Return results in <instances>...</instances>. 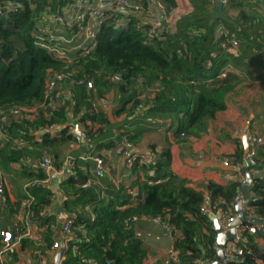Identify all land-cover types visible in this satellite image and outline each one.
Instances as JSON below:
<instances>
[{
  "label": "trees",
  "instance_id": "trees-1",
  "mask_svg": "<svg viewBox=\"0 0 264 264\" xmlns=\"http://www.w3.org/2000/svg\"><path fill=\"white\" fill-rule=\"evenodd\" d=\"M160 1L166 16L176 8V0ZM188 1L191 10L153 36L145 26L136 28L133 19L118 33L113 24L104 23L97 34V47L88 57L62 61L35 45L46 0H0V6L16 7L15 11H0V120L11 133L28 140L27 145L18 146L7 139L0 145V162L22 164L49 155L57 169L64 166L67 156L75 158L76 164L59 188L44 184L30 188L29 208L43 228L42 241L35 244L23 237L22 248L40 256L49 250L55 242V222L46 209L54 196L64 195L63 210L72 214L73 223L62 264H142L145 250L133 228V221L141 218L158 219L173 227L171 244L179 262L171 264L215 260L212 214H232L240 182L216 186L206 196L186 177L172 172L168 149L158 151L153 146L148 153L135 150L153 163L138 158L131 166L135 178L119 187L107 183L106 192L96 184L81 187L93 170L91 160L77 166L78 155L85 150L107 164L123 136L135 144L140 133L130 123L114 126L110 121L114 114H124L127 120L137 116L138 122L170 116L179 122L175 139L187 141L207 133L210 120L225 109L226 95L239 83L252 79L264 85V0H226L223 12L229 21H213L218 0ZM58 3L63 0H53L51 6ZM140 3L141 11L147 12V1ZM113 76L119 81L111 82ZM90 82L91 88L87 86ZM10 108L20 111L15 116L8 113ZM72 119L85 133L87 146L75 140ZM50 125L58 126L52 137L46 134ZM29 133L43 135L32 141ZM242 155L239 147L228 157L240 162ZM256 166L264 168V152ZM23 173L28 180L44 179L42 173ZM250 190L256 197L250 203L252 213L264 219V178L256 180ZM206 202L211 214L200 211ZM261 228L258 235L264 240V225ZM252 244L251 239L248 245L253 256L246 254L242 261L226 264H258V260L264 264V248L256 255ZM17 260L13 250L9 264Z\"/></svg>",
  "mask_w": 264,
  "mask_h": 264
},
{
  "label": "crops",
  "instance_id": "crops-1",
  "mask_svg": "<svg viewBox=\"0 0 264 264\" xmlns=\"http://www.w3.org/2000/svg\"><path fill=\"white\" fill-rule=\"evenodd\" d=\"M183 1L184 0H176V6L180 5L179 2L182 4ZM185 1L188 3V7H190L189 1ZM103 105L104 104H102V106ZM225 105V109L217 113L215 117L210 120L207 133L199 138H191L187 141L175 139L179 122L170 116L164 118H147L144 121L141 120L138 122L140 118H137V116L127 120L124 114L119 116L114 114L110 117V121L114 126H121V124L122 126H129L130 123L131 126L129 127H133L132 129H136L137 132L140 133L139 138L135 139V144H133L134 149L139 152L148 153L152 146L158 151L165 148L168 149L170 153V169L172 172L179 176L186 177L192 187L203 192V194L207 196L216 186L227 185L234 182L243 184V168L238 170L231 167H224L220 163V159L224 156L234 155L239 147H242L244 152L245 145H247V147L250 146L248 141L249 135L254 134L262 138V143L256 145V148L258 154L264 152V85L258 80L245 79L239 83L233 91L226 95ZM102 109H106V106H103ZM137 122L138 125L133 124ZM71 123L73 132L75 126H77L78 131L80 130L76 121L72 119ZM115 132H117V130ZM74 151H76V149H74ZM68 158L69 156H67L66 159ZM86 162L87 161H79L77 166L80 165V163L84 164ZM68 167L69 165L67 162L64 163L63 172H61L60 175L53 174L44 185L49 187L53 186L55 187L54 189L59 188L60 182L73 173ZM10 168L15 171V173H13L14 177H10L11 181H16V185L18 186L16 192L13 194L15 198H11L10 194L7 192L8 206L5 210L0 209L2 213L7 211L11 212V208L14 209L15 204L25 198V193L27 192L25 184L28 179L25 177L23 171L16 169L12 165H10ZM105 168V176L103 175L98 182L90 184H96L100 187L102 192H106L108 188L107 183L119 187V184H127L136 176L135 170H132L131 166L126 165L123 159L118 158L115 153L111 156L110 162L107 164L105 163ZM93 170L91 168L88 177L93 174ZM262 170H264V168L261 170H258V168L253 170L248 169V171L252 173ZM21 175L23 177H21ZM255 181L252 182L251 186ZM6 189L8 191L7 185ZM28 191L30 192V189H28ZM239 195L241 198V192ZM250 196L254 197V200H250L249 203L244 204L242 210L254 216L250 203L254 202L256 197L252 195L251 190ZM236 201L232 207V215H236ZM63 203L64 195L62 197L58 196L57 199L54 196L53 203L46 209L48 215L54 218L55 224L53 225V230L57 224L59 215L66 214V216H72V214L63 210ZM18 209L19 208H15L16 212ZM16 212L9 213L12 217L10 216L9 222L6 225L3 224L5 227L0 228V230L9 229L14 231V214ZM3 215L0 214V216ZM213 220L217 219L213 217ZM229 224L230 223H219L223 233L226 234V232H228ZM133 228L135 229L136 236L142 241L145 250V257L142 264H162L164 260L168 258L169 252L172 250V244L169 238L163 236L161 223L155 219L141 218L133 221ZM42 231L43 228H39L38 226L34 228L33 234L26 238H29L30 241H33L35 244H40L42 241L40 240ZM53 239L55 240L54 236ZM55 242L57 241L55 240ZM252 242L253 249L257 255L264 248V240L257 236L252 237ZM230 243L231 242L227 244V247L231 245ZM249 247L250 245H248V248ZM15 252L18 258L15 264H51L55 253L51 255L50 251L47 250L45 254L40 256L38 253L32 252L29 248H22L20 242L16 245ZM73 252H75V248ZM258 264H261V261L258 260Z\"/></svg>",
  "mask_w": 264,
  "mask_h": 264
},
{
  "label": "built area",
  "instance_id": "built-area-1",
  "mask_svg": "<svg viewBox=\"0 0 264 264\" xmlns=\"http://www.w3.org/2000/svg\"><path fill=\"white\" fill-rule=\"evenodd\" d=\"M46 1L47 5L44 8L46 11L43 19L44 23L40 24V31L35 34V37L37 38V40H35V45L46 51V53L53 59L62 61H78L88 57L97 47V34L104 23L113 24L116 28H122L127 26L130 19H133L136 28L141 29L142 26H145L148 30V34L153 36L154 32L162 29V21H166L169 16L162 14L164 5L160 0H145L147 1V7L145 8L147 12L141 11V0H63V3H58L55 8L51 6L53 0ZM225 3L226 0H224V4ZM2 9L15 11L16 7L9 5L0 6V11ZM149 12H153V15H157V17L150 16L148 14ZM231 43L234 46L236 44L234 41H231ZM118 81V76H113L111 79V82L114 83ZM87 86L91 88V82L88 83ZM50 90V88L47 89L48 92H50ZM54 105L55 104L52 106ZM19 111V108H10L8 113L16 116ZM3 122V120H0V145L7 139L15 141L18 146L28 144V140L25 136L11 133L10 130L5 128ZM57 131L58 126L50 125L46 134L52 137L58 133ZM29 135L33 138L32 141H39L43 134L29 133ZM74 135L77 142L84 143V145L87 146L85 133L79 130V134L74 133ZM248 141L250 146L246 152H243L240 162H233L228 156H224L220 159V163L224 167H231L238 170L244 167L251 170L256 169L259 156L256 145L262 143V138L252 134L248 136ZM114 152L115 155L118 158L123 159L128 166H132L138 158L141 162H154L150 160L148 155L137 153L132 143L127 139V136L122 137L121 142L117 145ZM77 159L79 161L91 160L94 163L93 174L87 177L85 182L81 184L82 188L88 187L91 183L98 182L106 172L105 163L102 158L96 153L92 154L90 150H85L78 155ZM67 164L69 165V170H75V158L70 156L67 159ZM10 165L21 171L42 173L44 179L36 181L31 178L25 184V189L27 191L25 193V198L20 200L19 209L14 214L15 234L9 229L0 230V264H9L10 255L13 250H15V246L23 237H30L33 234L34 228L39 226V221L29 208L33 197L28 189L32 188L35 184H46L53 174L60 175L64 170V166L60 169L55 168L49 155H46L39 160L24 162L22 164L11 163ZM24 168L26 169L24 170ZM239 198L240 195L236 197L235 201L239 200ZM208 205L207 202L203 204L200 207V211L205 214H211V208ZM7 206V189L3 173L0 169V209L5 210ZM247 214L249 213L247 212ZM212 215L220 224H228L237 220L236 215H232L225 211H219V213ZM90 216L92 220L95 218L93 214ZM259 219L263 220V218ZM72 220V216H68L62 225V233L66 237H69L72 234ZM155 220L159 221L158 219ZM161 225L163 236L172 240L174 238L172 233L173 227L164 223H161ZM263 225L264 223L261 225H255L249 222H240L235 226V237L231 241V245L226 247L225 255L228 258H243L246 254L253 256L252 251L248 248V242H250L252 237L259 236V232L263 231L261 228ZM259 238L262 239L260 236ZM57 248L58 243L54 242L49 248L51 255ZM81 261L84 262V259H81ZM173 262H179V260L177 253L172 249L169 252L168 258L165 259L162 264H171ZM211 263V261L205 259L194 260V264Z\"/></svg>",
  "mask_w": 264,
  "mask_h": 264
},
{
  "label": "water",
  "instance_id": "water-1",
  "mask_svg": "<svg viewBox=\"0 0 264 264\" xmlns=\"http://www.w3.org/2000/svg\"><path fill=\"white\" fill-rule=\"evenodd\" d=\"M223 7H224V0H218V2L215 5V15L213 16V21H216V20L229 21L227 16L223 12ZM165 26H166V21L163 20L162 28H164ZM74 133L79 134L77 126L74 127ZM247 149L248 147L247 145H245L244 152H246ZM242 174H243L244 182L240 189L241 198L237 200L235 203L237 220L229 224V230L228 232H226V234L222 232L218 221L213 220V227L216 232L217 251H216V258L211 264H226V262H229V261H236V262L242 261V258H232V257L228 258L225 255V249L227 247V244L231 242L235 237V226H237L240 222H249L255 225H261L262 223H264V219L261 220L255 216L245 213L242 210V206L244 204L249 203L250 200H254V197L250 196L251 184L255 180H261L264 178V170L260 172L252 173V172H249L246 167H244L242 169ZM67 217L68 216H66V214H61L58 216L57 224L53 232L54 233L53 236L58 243V248L55 250L51 264H62L64 257L67 253L69 237L64 236L62 233V225ZM31 264H34V263H31Z\"/></svg>",
  "mask_w": 264,
  "mask_h": 264
},
{
  "label": "rangeland",
  "instance_id": "rangeland-1",
  "mask_svg": "<svg viewBox=\"0 0 264 264\" xmlns=\"http://www.w3.org/2000/svg\"><path fill=\"white\" fill-rule=\"evenodd\" d=\"M179 3H180V5L176 6V8L174 10H172V12L167 17L166 25L170 24L172 26L178 16L185 14L191 10V6L188 7V3H186L185 0L182 2V4H181V2H179ZM116 29H117L116 33H118L120 28H116ZM0 169H1L2 173L4 174V179H5L4 182H6L5 185L8 186L7 192L10 194L11 198L12 197L15 198L14 197L15 195H13V194L16 192L18 185H16V181H11V178H10V177H14L13 173H15V171L12 168H10V164H8V163L6 164L3 162H0ZM21 177H23V176L21 175ZM9 213H10L9 211L2 213V211L0 210L1 215L5 214L3 216H0L1 217L0 228L5 227L4 225H6L9 222V219L11 216V214H9Z\"/></svg>",
  "mask_w": 264,
  "mask_h": 264
}]
</instances>
